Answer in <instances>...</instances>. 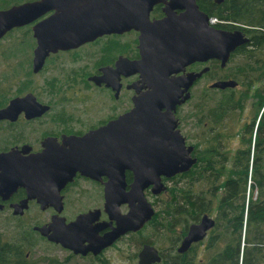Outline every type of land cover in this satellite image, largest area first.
<instances>
[{"label":"flooded vegetation","instance_id":"obj_1","mask_svg":"<svg viewBox=\"0 0 264 264\" xmlns=\"http://www.w3.org/2000/svg\"><path fill=\"white\" fill-rule=\"evenodd\" d=\"M33 1L37 0H0V11H6L12 7L21 6ZM195 1L199 10L207 14L208 23L210 25H214L215 28L226 32L240 30L244 37L247 38V42L238 45L233 51H230L224 65H222L221 60L217 58H211L206 61L195 60L189 62L184 67H176L177 72L173 71L166 73L163 71L161 73L162 77L165 78L167 74L166 77L168 78H177L185 76L190 72L197 73L204 68H202L203 63L209 62L210 64L214 63L219 65L216 71H212L217 75L228 70L226 76H219L216 80L233 79L237 81L236 73L239 69L237 71L236 69L239 68L243 62L241 64L237 62V68L235 67L234 72L229 69V63L235 59L236 55L242 56L236 53L240 48H244L248 51V53H246L247 56H245L246 58H258L256 55L259 51L257 46L252 45V35L250 33L260 28L241 26L239 24L226 22L216 16H209L213 8L211 5L223 4L225 0ZM163 7L164 3H157L154 5L150 11V20L163 18L166 14L163 11ZM53 12L54 10L44 13L35 12L31 14V17H27L25 12L23 15L20 13L19 20H23L24 18L25 20L28 18L31 20L29 22L20 23L19 25H13L11 28L4 31H2L0 27V32L2 33L0 35V44L6 43V47L0 46V52L3 53L7 61L10 59L15 61V68L24 71L27 69L25 63H28L30 67L29 72L39 76L46 72L47 67L51 64L55 69H59V63L68 64L70 67L69 70H58L56 73H60L68 82V85L72 84L77 76V81H75L77 87H74V84L72 85L69 97H62L63 102L67 105L74 106L84 102L86 98H89L91 101L90 106L93 107L91 110L99 112L103 110L101 105L105 103L104 100L109 99L115 104V110H117V112L108 114L94 121H85L83 118L79 119V117L74 115V112L70 113L66 109H60L64 106L63 103H57L55 105H53V102V104L50 103L53 98L52 95L47 100H44L41 97V92H34L33 89L29 88V81L26 77L15 87V93L13 95L5 90H0V213L3 214L2 217H24L27 215L26 217L31 218L35 223L31 228L43 241L67 251L69 256L99 257L103 254L105 249L112 246L116 240H119L123 236L137 235L147 227H150V234L153 233L152 230L156 225H151V221L156 212L150 200L156 194H153L151 191L153 185H149L144 190L146 201L154 210L152 217L145 221L139 229L126 231V233L120 235L111 245L102 248L98 253L94 254L90 250L84 254L81 253V251L74 252L72 249L64 247L60 241L56 242L49 240L39 231L35 230L34 227L48 228L49 232L58 240H66L73 236L74 233H77L79 239L77 240L76 246L77 249H81L85 246H92L95 244L94 236L87 237V235H90L91 230H96L95 236H101L109 231L112 226L116 225V220L110 219L106 211L107 200L105 197L104 183L107 177L101 175L100 180L92 179L83 175L79 170H74L73 165L80 162V159L70 160L68 157V154L73 151V146L70 143L73 141H70V137H83L85 134L96 131L112 121L119 119L121 116L128 114L135 107V100L140 95L149 93L150 117L153 116V119L157 118L158 122L161 124V127H150V139H154V134L158 131V133H164L163 139L166 144L171 145V141H176V139L178 140V136H181L184 138L186 146L191 145L193 147L190 154L196 159L189 170L176 173L170 177L161 176V182L164 184L166 190L174 185L182 190L188 189L190 184L187 185L189 176L186 175V173L198 162L196 151L202 146L200 141L203 139L205 123L202 122L201 97L200 104H195V106L193 105L191 107V118L194 119L196 125H199L194 134L196 143L194 146L187 143V138L183 134L186 122L184 106L192 98V92L197 82L201 79L197 81L196 78L187 89V91H189V97L184 101H182V98L186 94V90H183L184 87L182 85L178 89H173L171 97L167 96L164 92L166 80H161V76H156V74L159 75L160 73L156 71L154 57L152 56L153 50L151 48L154 49V46L161 44L162 36L170 37V40L174 42H177L178 38L183 36V42L190 44L192 39L197 41L199 31L197 28L193 29V26H169V28L164 31L154 32L150 30V26H148L145 30L130 28L117 33H104L94 39L81 42L77 46L50 51L45 56L44 61L39 64V61L35 62V49L38 46V39L34 34L33 26L41 23ZM176 12L180 14L184 12V10H177ZM218 24L221 26H216ZM143 58L146 62L149 61V68L140 69L138 62ZM185 58H189V56H185ZM240 58L244 60V57ZM77 71H79L78 74H76ZM202 77L203 74L200 78ZM254 83L256 82L253 81L248 85L254 86L255 90H261V85L255 86ZM235 87L212 88L209 85L208 88L226 91ZM52 90L54 91L53 93L56 94L62 93V90L58 89L56 86H53ZM155 91H157L158 96L155 95ZM199 92L201 96V88ZM28 96L32 97V101L29 100L23 103ZM158 101L162 103L155 109L156 102ZM171 114L174 116L175 120L171 118ZM127 131V126H120L115 130V132L120 134L124 132L128 133ZM91 141L93 143L99 142V148L101 149L103 141H106V135L99 132V135H92ZM65 151H67V157L63 156ZM99 158L101 160L99 163L100 171H103L106 169L105 161L102 160L101 156H99ZM87 162L91 169L89 159ZM71 169L74 170L72 179L63 182L64 179L58 174L59 171L67 173L70 172ZM177 179L179 180L178 185H170V182ZM125 180L127 184L126 189L128 190L133 181V172L129 169L125 170ZM20 181L23 182L25 186L19 185L18 183ZM88 183L100 188L103 196L102 202H100L97 207L78 211L75 215L69 214V212L73 210V207L78 205L81 199L89 196L90 191L86 190L89 188L85 186ZM147 195L150 196L149 200ZM23 201H26V206L20 205ZM178 201L187 209L188 214L191 210H194L191 204H186L183 198L178 199ZM135 204H138V202L136 201ZM20 206L21 209H19ZM136 207L135 219L133 221H128L126 224H134L138 221L139 215L145 213L146 207H140L139 204L138 206L136 205ZM118 208L121 214H128L131 209L128 203H122ZM93 211H97V215L88 220H84L77 227L68 228L65 226L75 221L79 215ZM194 216H196V214ZM208 216L213 220L215 218V215ZM59 217L63 218V220L60 221ZM202 217L203 215H199L196 220L192 221L188 225L186 232L182 231V229L180 230V223H178L179 228L176 229L174 227L175 230L164 231V234L175 232L177 235H181L175 246H173L175 239L172 242L174 254H166V252H164L168 264H172L176 260L177 255L179 259L181 256L189 259L192 258L194 264H207L209 261H216V256L222 247H215L210 250L207 249V243L209 241L208 234L214 226V223L213 226L207 230L204 238L198 241H192L185 250L179 251L189 227L192 224L199 223ZM50 223H53L52 226H50ZM159 228L160 226H157V230L160 232ZM87 231H89L88 234ZM134 243L136 246L140 247L135 253L137 258L136 264H139V252L144 245L155 247L160 256L159 261H152L150 264L161 263L162 251L150 242V239L146 240L142 238L140 241H135ZM258 258H263L264 261V249H261ZM230 259L231 255L227 253L226 264H228ZM241 260L243 261V257Z\"/></svg>","mask_w":264,"mask_h":264},{"label":"water","instance_id":"obj_2","mask_svg":"<svg viewBox=\"0 0 264 264\" xmlns=\"http://www.w3.org/2000/svg\"><path fill=\"white\" fill-rule=\"evenodd\" d=\"M157 3H164L163 11L166 14L161 19L150 20V11ZM50 10H54V12L41 23L33 26L34 34L38 39L35 62L39 61V64L44 61L50 51L74 47L104 33H117L130 28L145 30L148 26L154 32L164 31L169 26H193V29L197 28L199 31L197 41L192 39L190 44L183 42V36L179 37L177 42L170 40V37L162 36L161 44L154 46V49L151 48L156 71L160 74L163 71L166 73L176 71V67H184L195 60L206 61L217 58L224 65L230 51L247 42V38L240 30L226 32L210 25L207 14L199 10L195 0H37L0 11V27L4 31L13 25L31 20L29 18L19 20L20 13L23 15L25 12L27 17H31V14L35 12L44 13ZM177 10H184V12L177 14ZM185 56H189V58H185ZM138 65L140 69L150 66L149 61L146 62L144 58L138 62ZM207 69L208 67H205L200 72H190L177 78H168L167 74L165 78L162 77V74H156V76H161V80H166L164 92L169 97L172 96L173 89H178L182 85L183 90H186V94L182 98L184 101L189 97L187 89ZM236 85V80L227 79L213 81L210 87L225 88ZM155 95L158 96L157 91H155ZM29 100L32 101L31 96H28L23 103ZM161 103L160 101L156 102L155 109ZM171 118L174 119L172 114ZM160 125L157 118L150 117V96L149 93H144L135 100V107L128 114L96 131L85 134L83 137H70V141H73L70 142L73 151L68 154V157L70 160L80 159V162L73 165L74 170H79L83 175L92 179L100 180L101 175L107 177L104 183L107 200L106 211L110 219L116 220V225L101 236H95L96 230H91L87 237L94 236V245L77 249L76 245L79 239L77 233L66 240H58L49 232L48 228L36 226L34 229L49 240L60 241L64 247L72 249L74 252L81 251L83 254L89 250L94 254L98 253L102 248L111 245L126 231L139 229L154 214L153 208L146 201L144 190L149 185H153L151 189L153 194L164 191L165 186L161 182V176L170 177L176 173L187 171L196 161L190 154L193 147L186 146L184 138L181 136H178V140L171 141V145L166 144L163 139L164 133H158V131L154 134L155 138L150 139V127L157 128L161 127ZM120 126H127L129 134L115 132ZM99 132L106 135V141H103L101 149L99 142L91 141L92 135H99ZM63 156L67 157V151ZM99 156L105 161L106 169L103 171H100ZM88 159L91 169L87 162ZM126 169L133 172V181L128 190L125 180ZM74 170L71 169L67 173L59 171L58 174L63 177L64 182L72 179ZM18 184L25 186L21 181ZM136 201L140 207H146V211L139 215L138 221L134 224H126L135 219L136 205L138 206L135 204ZM122 203L130 205L131 209L128 214L120 213L118 207ZM20 205L26 206V201ZM96 215L97 211L79 215L75 221L65 226L68 228L77 227L84 220ZM59 218L60 221L63 220V218ZM213 223L214 220L205 214L199 223L192 224L179 251L185 250L192 241L204 238ZM52 224L50 223V226ZM88 233L89 231H87ZM159 260L157 249L151 245H144L139 252V264H150L152 261Z\"/></svg>","mask_w":264,"mask_h":264},{"label":"trees","instance_id":"obj_3","mask_svg":"<svg viewBox=\"0 0 264 264\" xmlns=\"http://www.w3.org/2000/svg\"><path fill=\"white\" fill-rule=\"evenodd\" d=\"M209 16H216L221 20L241 26H252V45L257 46L259 52H264V0H225L223 4L211 5ZM236 25V26H239ZM216 26H221L220 24ZM259 52L256 55L259 56ZM236 53L244 57V61L236 73V78L248 84L258 82L264 73H256L252 58H246V51L240 48ZM235 53V54H236ZM235 56V57H236ZM249 56V55H248ZM258 75L257 77H253ZM251 94L253 106L256 107L251 123L243 124L242 112L249 94L237 92L236 88L221 91L220 97L212 95L205 98L202 107V122L204 134L202 146L197 149L198 162L186 173L189 176L188 189L178 186L165 189L172 198L167 197L165 216L166 224L160 221L157 211L151 225L160 226L161 234L172 231L180 223V230L187 231L188 225L199 215H211L214 210V226L209 231L207 249L222 247L216 256V261L207 264H226L227 253L231 255L228 264H263L259 259L261 249H264V84L261 90ZM242 124V132L238 127ZM226 125V128L224 126ZM233 138L237 146L227 147L223 140ZM231 162L230 166L227 163ZM207 184L206 188L194 190L193 183L200 178ZM222 180V181H221ZM256 192L249 196V187ZM220 198L216 202V194ZM247 191V195H246ZM183 198L186 204H191L196 216L188 214L187 209L179 203ZM23 234L30 243V237L37 233L29 227ZM36 233V234H35ZM38 235V234H37ZM181 235H177L173 246ZM25 242L19 238L14 240L0 239V264H30L24 254ZM162 251L160 264H168ZM243 254V255H242ZM194 255V252H193ZM192 255V257H193ZM262 256V255H261ZM243 257V261L241 258ZM100 264H108L105 260ZM172 264H194L192 258L181 256Z\"/></svg>","mask_w":264,"mask_h":264},{"label":"rangeland","instance_id":"obj_4","mask_svg":"<svg viewBox=\"0 0 264 264\" xmlns=\"http://www.w3.org/2000/svg\"><path fill=\"white\" fill-rule=\"evenodd\" d=\"M1 47H6V43H1ZM0 90H5L9 92L10 94L15 93V87L23 80L24 77L29 81V88L33 89L34 92L39 91L42 93L41 97L44 100H47L52 95V103L53 105L57 103H63L64 106H62L60 109H66L68 112L72 113L74 112V115L76 117H79V119L83 118L85 121H94L98 120L108 114L116 113L117 110H115V104L109 100H104L105 103L101 105L103 108L102 111L94 112L91 109L93 108L90 106V100L89 98H86L84 102L76 104L74 106L67 105L65 102H63L62 97L65 98L69 97V92H71L72 85L74 84V87H77V76L74 79V82L70 85H68V82L61 76L60 73H56V71H67L69 70V66L66 63H59V69H55L53 65H49L47 67L46 72L41 74L40 76L37 74H31L29 72V64L25 63L26 70L20 71L19 69L15 68L14 62L12 59L6 60L3 53L0 52ZM264 52H259L258 58H252L251 63L256 71H259L258 74L264 73ZM241 64L244 62L243 58L235 57L233 61L229 63V69L233 72L235 71L236 64ZM233 63V64H232ZM231 64V65H230ZM218 64H210L203 63L202 68L208 67V69L203 73V77L197 78V81L199 79V82H197L195 89L192 92V98L185 104L184 111H185V125L183 129V134L187 138V143H190L194 146L195 138L194 134L196 132L197 127L199 125H196L194 119H192V106L195 104H200L201 100V106L203 107L204 103V95L205 98L208 99V97L215 95V97H220L221 91H218L216 89H209V85L216 81V79L219 78V76H226L227 71L222 72L220 75H217L213 73L212 71H216ZM237 68V67H236ZM78 70V69H77ZM238 68L236 69V71ZM79 71L76 72L78 74ZM258 75L253 76L254 78ZM238 84L236 85L237 92H244L246 91L247 94H249V99L245 102V108L242 112V120L241 123L243 124L245 121L251 123L255 112L256 107L253 106L254 98L251 97V94H255L256 91H254V86L248 85L247 81H240L238 80ZM200 83V84H199ZM256 85H263L264 84V76L259 78V81L254 83ZM56 86L58 89L62 90V93L56 94L53 93L52 87ZM202 95L200 96V90ZM257 90V89H256ZM52 92V93H51ZM97 108V107H96ZM91 110V111H90ZM242 124L238 127V133L241 134L242 132ZM226 128V125L224 126ZM242 129V130H241ZM226 137V136H225ZM234 138V137H233ZM233 138H227L224 139L223 142L225 145L229 148L230 146L233 148L237 146V140ZM203 140V139H202ZM202 140L200 143H202ZM231 162L227 163V166H230ZM222 181V180H221ZM179 184V180H175L170 182V185ZM189 182L187 181V185ZM194 190H199L202 188H206L207 184L204 183V179L200 176L194 183ZM87 186L90 191V194L88 197L81 199L78 202V205L73 207V210L69 212V214L75 215L78 211H83L88 208L97 207L100 202H102L103 196L101 193L100 188L97 186H93L91 183H88ZM168 186V184H167ZM247 185V190H248ZM100 198H99V194ZM220 191L216 194V202L220 198ZM256 195L255 190L251 192V188L249 187V196ZM247 195V191H246ZM167 197L169 199L172 198V196L166 192L163 193L161 191L160 193L156 194L153 198H151V204L155 209V212H160V221L162 223H166L165 216L167 215L168 211L166 209V200ZM148 200L150 199V196L147 195ZM191 215H195V210H191L189 212ZM211 215H214V210L211 211ZM3 214L0 213V239L1 240H14L15 238H19L20 241L24 240L25 242V248H24V254H27V261L30 264H100V261L105 260L108 264H136L137 258L135 256V253L139 250V246L135 245V241H140V239H150V242H152L154 245H156L158 248L166 252V254H174V251L172 250V242L176 238L177 233H169V234H161L157 230V226L152 230L153 233L150 234V227H147L141 231V233L137 235H127L126 237L123 236L119 240H116L112 246L105 249L103 254L99 257H79V256H69L68 252L65 250H62L61 248H57L55 246H52L51 244L47 243L46 241H43L36 233V235H32V238L30 237V240L32 243L28 242L26 240V236L23 234L24 228H29L33 226L35 223L34 221L29 217H2ZM156 225V224H155ZM175 228H179L178 225L175 226ZM175 230V229H174ZM178 231V230H176ZM118 239V238H117ZM114 242V241H113ZM102 258V259H100Z\"/></svg>","mask_w":264,"mask_h":264},{"label":"bare ground","instance_id":"obj_5","mask_svg":"<svg viewBox=\"0 0 264 264\" xmlns=\"http://www.w3.org/2000/svg\"><path fill=\"white\" fill-rule=\"evenodd\" d=\"M230 23V22H229Z\"/></svg>","mask_w":264,"mask_h":264}]
</instances>
